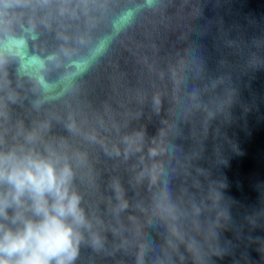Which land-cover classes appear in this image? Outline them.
Listing matches in <instances>:
<instances>
[{
  "label": "clouds",
  "instance_id": "9594fccd",
  "mask_svg": "<svg viewBox=\"0 0 264 264\" xmlns=\"http://www.w3.org/2000/svg\"><path fill=\"white\" fill-rule=\"evenodd\" d=\"M89 7L90 0H0V264H76L82 247L106 255L118 251L127 254L134 247V264H185L186 260L208 264L209 254H224L211 242L218 240L231 220L226 206L229 198L225 195L228 184L222 174L213 178L210 168L193 163L204 158L203 143L192 154L178 155L181 150L173 140L179 132L178 122L195 112L203 114L204 139L218 114H223L222 124L230 126L234 121L228 109L235 89L229 90L224 101L205 103L200 89H189L187 77L177 68L171 69L169 79L178 86L171 97L173 118L158 130L147 157L143 155V130L121 133L113 121L111 127L118 134L117 140L106 142L95 130L82 132L74 120L66 122L70 134L102 146L116 166H125L129 187L146 186V206L129 197L119 175L108 181L111 195H103L88 152L65 137H50L48 119L33 121L30 127L22 120L12 121L10 105L21 103L26 90L35 97L31 107L40 108L48 74L72 58L75 51L67 43L70 37L66 29ZM21 24L23 33L18 31ZM42 32L54 35L55 47L45 57L25 58L22 54L29 39ZM76 40L83 42L84 37L78 35ZM106 48L105 42H97L72 60L71 71L63 76L67 91H75L79 76L92 67ZM194 62L191 57L181 61ZM10 69L14 70V83ZM160 104L159 95L154 96L153 111L158 112ZM211 135V155L206 159L212 167L227 166L226 151L242 154L227 127H217ZM179 177L185 183L190 181L199 197L188 194L187 188L183 189L187 199L175 196L171 184ZM130 209L146 213L153 223L163 227L161 245L141 239L138 223L125 226L122 214ZM129 222L132 225L131 217ZM126 231L129 236L124 235ZM105 232L120 241L111 250L106 248ZM259 252L264 257V246Z\"/></svg>",
  "mask_w": 264,
  "mask_h": 264
},
{
  "label": "water",
  "instance_id": "95a60500",
  "mask_svg": "<svg viewBox=\"0 0 264 264\" xmlns=\"http://www.w3.org/2000/svg\"><path fill=\"white\" fill-rule=\"evenodd\" d=\"M18 31L24 32L22 24ZM66 31L70 37L67 43L75 48L73 57L48 74L38 110L31 107L35 97L30 90L21 103L10 105L12 121L22 120L30 127L33 121L48 119L50 137H65L88 152L103 195H111L108 181L119 175L129 197L146 206V186L129 187L125 166H116L102 146L70 134L66 122L74 120L82 132L95 130L106 142L117 140L113 121L121 133L143 130V155L147 157L158 130L173 118L171 97L178 86L169 79L171 69L177 68L187 77L189 89L199 88L205 103L224 101L229 90L235 89L228 109L234 121L230 126L223 125V114H218L204 139L203 114L195 112L178 122L173 143L181 150L178 155L192 154L203 143L204 158L193 163L210 168L213 178L222 174L228 184L225 195L231 220L218 240L211 242L224 254H209L208 264H264L259 252L264 246V0H90L89 10L79 13ZM78 35L84 37L83 42L76 40ZM101 41L107 44L106 51L79 76L75 91H67L63 76L71 71L72 60ZM56 43L52 33L42 32L29 39L22 55L45 57ZM190 57L194 63H181ZM10 79L15 82L13 69ZM156 95L161 101L158 112L152 109ZM217 127H227L242 153L226 151L228 164L219 169L206 159L211 155V133ZM200 180L203 183V177ZM171 187L175 196L184 199V188L188 194L200 195L183 177L174 178ZM85 199L90 198L86 195ZM122 220L126 227L138 223L141 239L155 245L163 243V227L146 213L130 209L122 214ZM104 235L109 250L120 242L111 232ZM134 251L130 247L127 254L118 251L106 255L82 247L76 264H134Z\"/></svg>",
  "mask_w": 264,
  "mask_h": 264
}]
</instances>
